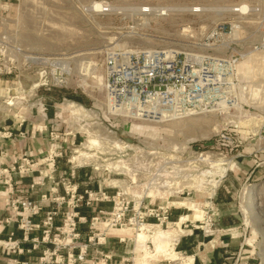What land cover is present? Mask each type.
<instances>
[{"label":"rangeland","instance_id":"rangeland-1","mask_svg":"<svg viewBox=\"0 0 264 264\" xmlns=\"http://www.w3.org/2000/svg\"><path fill=\"white\" fill-rule=\"evenodd\" d=\"M102 1L117 7L114 14L121 15H100L92 11V4ZM146 2L154 9L199 6L204 13L191 16L188 12H170L166 18H134L129 13ZM220 7H226L223 0H25L17 12L14 10L17 21L14 29L21 52L15 75L0 85V109H4L0 120L6 123L17 116L20 125L41 131L40 135L53 132L57 139L51 145L60 154L53 165L56 159L69 164L72 170L69 178L80 180V195L98 189L111 194L125 188L133 178L130 170L136 169L149 174L147 181L135 180L136 185H150L144 191V186L136 188V194L147 195L156 205L164 201L172 207L169 224L160 229L174 231L173 237L175 234L177 237H170L163 247L164 253L156 256L152 234L157 229L143 232L146 240L137 243L135 236L142 232L122 229L118 233L100 225V221L93 227L89 220L80 221L81 243L98 233L105 239L125 236L123 246L117 249L119 255L130 257L123 264H184L190 256L193 264H264V166L255 168L258 162L253 157L252 138L242 147L227 152L225 161L235 166L234 171H227L215 188L209 184L212 174H204L215 171L205 165L189 167L173 161L208 149L210 141L215 142L218 129H238L237 133L245 137L243 130L253 128L252 120L244 121L262 103L250 104L248 100L254 88L250 73L252 61H247L245 66L241 63L238 68L243 80L251 84L249 96L239 97V112L224 119L202 115L169 120L127 119L116 112L109 113L102 85V60L108 50L182 52L192 49L198 43L199 34L220 19L213 12ZM52 63H58L70 74L66 75V88L54 87L47 92L36 85L44 73L60 72ZM70 103L76 107L69 108ZM74 109L78 111L75 113ZM41 119L52 121V129H76L75 147L65 148L61 135L48 131ZM229 122L237 127L228 128ZM240 153L241 157L233 159ZM21 160L15 167L22 165ZM116 163L117 167L111 165ZM59 166L62 169L61 163ZM57 175L64 180L67 177L61 170ZM247 191L252 192L249 195ZM94 206L82 201L80 211L91 214L92 218L98 211L108 213L111 209V203H106L109 211L99 208L94 213ZM196 215L202 217L194 218ZM183 216L187 219L179 225ZM206 219L212 222L210 230L203 225ZM98 246L90 254H99ZM5 247L10 251L15 248ZM172 253L176 254L175 258Z\"/></svg>","mask_w":264,"mask_h":264},{"label":"built area","instance_id":"built-area-1","mask_svg":"<svg viewBox=\"0 0 264 264\" xmlns=\"http://www.w3.org/2000/svg\"><path fill=\"white\" fill-rule=\"evenodd\" d=\"M223 1L226 9L219 14L220 19L216 23H210L207 29L199 34L198 43L192 49L182 52L161 49L108 50L102 60V85L107 106L124 118L139 120L180 118L187 115H202L216 120L238 113L241 108L239 97L249 96L251 88V84L243 80L238 68L249 55H260L264 58V0ZM23 2L25 0H0V85L3 82L7 83L18 69L17 57L21 49L14 29L17 21L13 15ZM99 3L103 7L98 11L91 8L92 11L100 15H121L114 14L116 11H112L106 1ZM187 9L188 15L191 16H200L204 13V9L199 6ZM129 13L134 18L136 16L166 18L170 14L163 7L154 9L148 2L142 7L130 9ZM52 64L57 67L56 71L60 72L44 73L36 85L47 92L54 87L66 88L67 76L70 74L67 69L59 67L58 63ZM3 113L4 109H0V114ZM250 120L253 128L243 130L245 137L237 133L238 129H218L214 135L215 142L210 141L208 149L201 150L199 154L192 153L186 159L179 158L173 161L189 167L194 165L207 167L205 158L225 160L227 152L242 147L252 138L253 157L258 162H255V168L264 166V103L244 122ZM232 127L235 128L237 125L229 122L228 128ZM35 132L41 131L35 129ZM4 136L3 138L10 137L7 133ZM19 136L23 137L22 134ZM48 136L51 141L57 139L53 132L48 133ZM55 150L56 148L51 145L46 156L51 173L54 170V159L60 156ZM241 156V153L237 154L233 159ZM191 159L193 161L188 162ZM21 163L22 165L12 167L10 171L5 170L0 175L8 172L9 176L10 174L25 176L34 172V166L27 158H23ZM130 172L133 178L129 179V184L125 188L115 190L112 195L103 189L96 192L84 191L83 196L78 195L76 187L65 179L63 183L65 197L52 200L53 207L45 213L39 225H35L32 218L42 211V204L47 202L45 195L41 197L40 203L26 198L7 199L6 206L11 211V219L24 237L35 230H41L42 237L39 241H34L33 248L39 242L45 244L51 241L53 245L51 249L42 251L37 264H86V245L80 248L77 255L71 252L79 240L77 224L80 219L75 210L82 201L87 205L111 203L108 213L98 211L95 217L90 218L92 227L98 221L108 229H131L135 232H141L143 227L159 229L167 227L172 207L164 201L156 205L147 195H137L136 188L144 186V191L150 185L146 183L137 186L134 181H147L149 174L137 172L136 169ZM190 175L188 174V179L191 178ZM10 180L11 178L7 180L6 185L11 191ZM62 206L65 209L61 212V225L54 229V218ZM203 225L209 230L213 226L210 219H206ZM53 230L55 234L50 239ZM11 236L10 233L8 241ZM104 243L105 237L102 233L88 238V244ZM9 264L29 263L14 260Z\"/></svg>","mask_w":264,"mask_h":264},{"label":"crops","instance_id":"crops-1","mask_svg":"<svg viewBox=\"0 0 264 264\" xmlns=\"http://www.w3.org/2000/svg\"><path fill=\"white\" fill-rule=\"evenodd\" d=\"M13 118L14 120L12 119V121H8L6 123H4L5 121H3V119L0 120V173H3L5 170L10 171V169L15 167V165L23 158H27L29 163L34 166V172L25 176H18L16 174H10L9 176L8 172L0 175V264H9L14 260L17 262L37 264V260L41 256L42 251L48 248L51 249L53 245L51 241L45 244L39 242L36 247L33 248L34 241H39L42 237L41 230H35L28 236L24 237L23 233L17 229L14 220L11 219V211L9 210V207L6 206V200L26 198L32 202L40 203V201H42L41 197L45 195L47 202L42 204V211L37 216L32 218V222L35 225H39L44 219L45 213L53 207L52 200L55 198L65 197L63 187L65 180L63 177L57 175L59 170L67 173L66 180L76 187L78 195H80V180L76 178L70 179L69 175L72 170H70L71 168L69 164L66 163L65 165L62 161L57 159L55 161L54 174H52L50 172V163H47L46 160L47 153L52 144L49 136L40 135L35 132V129H28L27 127H24L25 125H20V123H18L19 117L16 116ZM41 124L43 126L46 125L49 128L47 129L48 131H56L59 135H61V144H66V146L64 145L65 148H69L70 145L75 147L76 142L74 141L75 136L73 134H77L76 129H52L54 127L52 121L45 122L44 119H41ZM5 133H7L8 136L10 135V137L3 138L5 137ZM20 134H22L23 137H20ZM60 163L63 166L62 169H60ZM9 178H11V191L6 185ZM107 193L112 195L114 192L112 191L111 194L109 192ZM157 203L158 205L161 204V202ZM99 208L109 211L110 206L107 208L106 203H100L96 204L92 210L96 213V209ZM64 209L65 207L62 206L58 215L54 218V229L60 227L61 212ZM75 211L80 220L77 224L79 240L71 250L74 255H77L80 248L83 245H86V264H123L125 261H129V255H119L117 253V249L123 246V243L125 242V236L124 238H121L122 235H113L112 237L109 236L105 239L104 244L101 246L99 245V254H90V250L95 247V245L88 244V238L86 240H82V243L80 242V221L87 222L90 220L92 215H89V213H82L80 211V204ZM10 233L12 236L8 241ZM54 234L55 230L52 231L50 239ZM10 245L15 247L13 251L7 250L8 248L5 247Z\"/></svg>","mask_w":264,"mask_h":264},{"label":"bare ground","instance_id":"bare-ground-1","mask_svg":"<svg viewBox=\"0 0 264 264\" xmlns=\"http://www.w3.org/2000/svg\"><path fill=\"white\" fill-rule=\"evenodd\" d=\"M102 7H103V5L99 2H94L91 6V8L95 11H98ZM108 7H110L112 9V11H117V10H115L117 7H112L110 5ZM225 9L226 8L220 7V8L215 9L216 11H213V12L220 14V13L224 12ZM165 10L169 11V12H187L188 9L179 8V7H172V8H165ZM24 61H26V60H24ZM247 61H252V64L250 66L252 72H250V73L252 74V77L254 78V80H253V87L254 88H252V92L250 94L249 102H251L250 104H252L253 102H259V103H262V105H263V103H264V58L260 55H249L245 58L244 62H242L243 63L242 65L245 66ZM246 67L250 71V69L247 65H246ZM41 81H43V78L41 79ZM68 107L73 109L76 106L73 103H70V104H68ZM107 108H108L109 113H113V110L109 106H107ZM77 111L78 110H75L74 112L76 113ZM74 112H71V113H74ZM163 119L169 120L172 118L168 119V118L164 117ZM205 160H207L206 161L207 162L206 163L207 168L212 169V171H215L214 173H210L209 171L204 172V174H206V173L212 174V179L210 180L209 184L213 188H215L219 184L220 178L225 174V172L234 171L235 166L233 167V165L231 164L230 161H225L223 159H219V160L217 159L214 161L213 159H209V158H205ZM117 164L118 163L111 164V165H114L115 167H117ZM200 176H203V174H200ZM251 192L252 191H247V193L249 195ZM248 194H245V196H248ZM193 209L195 212H198L197 209L196 210H195V208H193ZM200 217H202V215L201 216L200 215L194 216V218H200ZM186 219H187V217H185V216L181 217L178 221V224L180 225V223ZM173 225L176 226V223ZM151 228H156V227H143V229L141 231L142 233H138L135 236V241L137 243L144 242L146 240V236H145V234H143V232L149 233L151 231L150 230ZM156 229L157 230H155L154 233L152 234L153 235L152 242L154 244V251H155L154 256L161 254V253H164L163 247L165 248V245H166L167 241L169 242L170 237H172V239L177 237L176 234L173 237L174 231H161V229L159 230V228H156ZM111 230L123 232V230H119V229H111ZM145 256H147V254H145ZM171 256H172V258H175L176 254L172 253ZM184 264H193V258L188 257L187 260L184 262Z\"/></svg>","mask_w":264,"mask_h":264}]
</instances>
